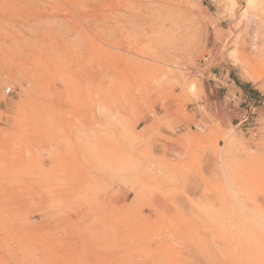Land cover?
Segmentation results:
<instances>
[{"label": "rangeland", "instance_id": "rangeland-1", "mask_svg": "<svg viewBox=\"0 0 264 264\" xmlns=\"http://www.w3.org/2000/svg\"><path fill=\"white\" fill-rule=\"evenodd\" d=\"M263 45L264 0H0V264H264Z\"/></svg>", "mask_w": 264, "mask_h": 264}, {"label": "bare ground", "instance_id": "bare-ground-1", "mask_svg": "<svg viewBox=\"0 0 264 264\" xmlns=\"http://www.w3.org/2000/svg\"><path fill=\"white\" fill-rule=\"evenodd\" d=\"M225 1H226V0H225ZM227 1H228V0H227ZM248 1L251 2V3H254V2H255V0H253V2H252V0H248ZM258 1H259V0H258ZM260 6H262V5H260ZM261 8H263V7H261ZM243 12H244V11H243ZM248 12H249V11H248ZM246 13H247V12H246ZM230 14H232V12H231ZM244 16H245V14H244ZM260 16H261V15H260ZM230 17H231V16H230ZM232 17H233V16H232ZM240 17H243V16L241 15ZM257 17H258V16H257ZM86 18H87V17H86ZM86 18H85V20H87V21L90 20V18H88L89 20L86 19ZM102 18H103V17H102ZM243 18H244V17H243ZM258 18H259V17H258ZM96 19H97V18H96ZM92 20H93V19H92ZM87 21H86V22H87ZM93 21H94V20H93ZM86 24H87V23H86ZM102 35H103V33H102ZM104 35H105V34H104ZM102 37H103V36H102ZM106 37H107V35H106ZM98 38L100 39V37H98ZM101 40H102V39H100V41H101ZM102 42H103V41H102ZM235 42H236V40H235ZM232 43H233V42H232ZM235 45H236V44H235ZM232 46H233V45H232ZM263 46H264V45H263ZM115 47H116V46H115ZM236 47H237V46H236ZM116 48H118V47H116ZM263 48H264V47H263ZM260 52H261V51H260ZM260 52H259V53H260ZM259 53H258V54H259ZM260 54H261V53H260ZM263 54H264V53H263ZM242 55H243V53H242ZM244 56H245V55H244ZM257 56H258V55H257ZM258 58H259V57H258ZM261 58H262V57H261ZM261 58H260V59H261ZM239 59H240V58H239ZM241 60H242V59H241ZM245 60H246V59H245ZM245 60H244V61L242 60V61L245 62ZM247 60H248V59H247ZM253 60H255V59H253ZM256 60H257V59H256ZM261 60H262V59H261ZM238 61H239V60H238ZM242 61H241V63H243ZM257 61H258V60H257ZM259 61H260V60H259ZM259 61H258V62H259ZM251 62H252V61H251ZM261 62H262V61H261ZM239 63H240V62H239ZM241 63H240V64H241ZM246 63H248V62H246ZM246 63H245V64H246ZM250 64H251V63H250ZM261 65H262V64H261ZM241 66H242V65H241ZM248 66L251 67V65H248ZM242 67H243V66H242ZM263 68H264V67H263ZM263 68H262V69H263ZM262 71H264V70H262ZM262 74H264V72H262ZM263 76H264V75H263ZM5 92H6V91H5Z\"/></svg>", "mask_w": 264, "mask_h": 264}, {"label": "built area", "instance_id": "built-area-1", "mask_svg": "<svg viewBox=\"0 0 264 264\" xmlns=\"http://www.w3.org/2000/svg\"><path fill=\"white\" fill-rule=\"evenodd\" d=\"M10 92H11V89L8 88V89L6 90V94H9Z\"/></svg>", "mask_w": 264, "mask_h": 264}]
</instances>
